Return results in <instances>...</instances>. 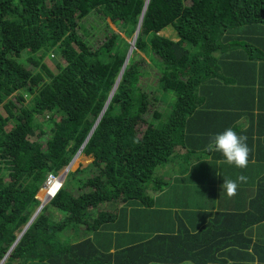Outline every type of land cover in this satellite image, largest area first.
<instances>
[{
  "label": "trees",
  "instance_id": "trees-1",
  "mask_svg": "<svg viewBox=\"0 0 264 264\" xmlns=\"http://www.w3.org/2000/svg\"><path fill=\"white\" fill-rule=\"evenodd\" d=\"M168 26L176 40L160 34ZM102 110L79 155L91 162L68 172L3 264L87 262L96 231L141 226L156 168H176L181 151L223 157L207 146L228 128L250 149L233 180L264 206V0H0V261ZM166 234H135L113 264L207 262L189 256V233Z\"/></svg>",
  "mask_w": 264,
  "mask_h": 264
},
{
  "label": "crops",
  "instance_id": "crops-1",
  "mask_svg": "<svg viewBox=\"0 0 264 264\" xmlns=\"http://www.w3.org/2000/svg\"><path fill=\"white\" fill-rule=\"evenodd\" d=\"M256 71L260 70L257 68ZM250 137L253 138L252 146H257L256 136L253 134ZM183 153H178L181 159L176 162V168L167 165L154 170L159 188L154 189L153 184L148 187L152 188L149 194L154 203L152 207H145L141 213V226H135L134 233L129 227L123 232L117 228L112 231H96L90 238L93 239L92 248H95L97 254L90 257V249H85L89 252H80L79 258L87 262L80 264H98L97 261L101 264L103 254L107 257L111 255L108 259L113 264L123 248L135 241V234L150 237V234L156 233H167V236L181 234L183 237L189 233L193 237L190 242L191 247H194L191 253L195 255L189 256L207 260L205 264H264V221L259 222L264 206L260 207L259 201L251 203L255 200L253 196L246 197L243 194L241 190L247 188L245 182L238 184L236 194L231 197L222 188L224 180H233L240 169L227 163L221 155L208 157L206 160L209 164H205L204 159L202 162L193 157L186 159L182 157ZM180 169L183 175H178ZM203 179L206 180L203 182ZM195 181L198 182L196 186L193 185ZM61 238L69 241L62 234ZM77 241L74 237L70 242ZM157 249L163 252L166 246L161 244ZM27 264H67V261L65 258L64 262ZM179 264L194 263L187 260Z\"/></svg>",
  "mask_w": 264,
  "mask_h": 264
},
{
  "label": "clouds",
  "instance_id": "clouds-1",
  "mask_svg": "<svg viewBox=\"0 0 264 264\" xmlns=\"http://www.w3.org/2000/svg\"><path fill=\"white\" fill-rule=\"evenodd\" d=\"M246 140L247 138L245 136L238 135L233 129L228 128L222 133H218L212 137L210 143L207 146V150H214L221 153L227 163L234 164L237 168H245L248 164L250 152ZM63 170L59 173V175L63 172ZM244 181H246V177L243 175L238 176L236 180H224L222 185L223 191L227 196L231 197L236 194L238 182Z\"/></svg>",
  "mask_w": 264,
  "mask_h": 264
},
{
  "label": "rangeland",
  "instance_id": "rangeland-1",
  "mask_svg": "<svg viewBox=\"0 0 264 264\" xmlns=\"http://www.w3.org/2000/svg\"><path fill=\"white\" fill-rule=\"evenodd\" d=\"M161 35H163V36H165V37H168V38H171V39H174V40H176V35H175V32L173 31V29L170 27V26H168V27H166L165 29H164V31H162L161 33H160ZM133 37H134V35H133ZM133 39V38H132ZM55 54H53V52H52V55L50 56V58H52L53 56H54ZM138 55L142 58V59H144L145 61H149L145 56H144V54H142V53H138ZM154 77H155V73L154 72H152V71H150V74H149V76H148V78L151 80V81H148V79L146 80V83L148 84V85H150L151 83H152V80L154 79ZM79 157V156H78ZM78 157H76L75 158V161L77 160V158ZM75 161L73 162V164L75 163ZM197 161H202V160H197ZM197 161H195V162H197ZM91 162V159H88V158H86V157H84V156H81V157H79L78 158V161L76 162V164H72V167H71V169L69 170L70 172H73V171H75L79 166H82V167H85V166H87L89 163ZM57 176H59V174L57 175ZM65 181V180H64ZM53 182V181H52ZM51 183V182H50ZM50 183H48V184H50ZM64 183V182H63ZM156 183V182H155ZM47 184V185H48ZM153 183H150V184H148V186H147V188L150 186V185H152ZM51 189L52 188H50V190H49V192H51ZM152 190V188H148V192L150 193V191ZM41 192V191H40ZM45 192V189H44V191H42L41 192V195H40V197L42 198V196H43V193ZM48 192V193H49ZM47 194V193H46ZM52 210V214H53V218H54V220L55 221H59L60 219H62L61 218V216L59 215V213L57 212V211H55V209H51ZM121 215H123L122 213H120ZM130 219H132V216H130ZM24 228V227H23ZM23 228H22V230H21V232L23 231ZM68 231L69 230H67V231H64V232H62V235L64 236V237H67L68 236ZM20 232V233H21ZM19 233V234H20ZM19 234H18V236H19ZM17 236V237H18ZM75 237H76V235H75ZM74 238V235L73 236H71V239H73ZM76 240V239H75Z\"/></svg>",
  "mask_w": 264,
  "mask_h": 264
},
{
  "label": "water",
  "instance_id": "water-1",
  "mask_svg": "<svg viewBox=\"0 0 264 264\" xmlns=\"http://www.w3.org/2000/svg\"><path fill=\"white\" fill-rule=\"evenodd\" d=\"M144 10H145V8H144ZM139 25H140V21H139ZM138 30H139V28L137 27L136 30H135V32H134V37H133V39H132V41H131V43H130L131 45H130L129 53H128L127 57H126V61H125V62H127L128 57H129V54H130L131 51L134 49V43H135V40H136V36H137ZM113 91H114V89H113ZM113 91H112V92H113ZM103 112H104V110H102V112H101L99 118L97 119L95 125L93 126L92 130L90 131L88 137L86 138L85 142L83 143V145L81 146V148L79 149V151H78V152L76 153V155L73 157V159H72L71 162L68 164V166L63 170V172L58 176L59 180H61V184H60L59 188L57 189V191H58V190L60 189V187L62 186V183L64 182L66 175L68 174L69 170H70L71 167H72L73 162L75 161V158L79 156V154H80L82 148L84 147V145L86 144V142H87L89 136H90L91 133L93 132V130H94L96 124L98 123V121H99L101 115L103 114ZM45 184H46V183H45ZM45 184H43V186H45ZM40 190H41V189H40ZM57 191H56V192H57ZM54 195H55V193L53 194V196H54ZM53 196H52V197H53ZM52 197H51V198H52ZM51 198H50V200H51ZM50 200H49V201H50ZM49 201H48V202H49ZM48 202H47V203H48ZM43 207H44V206H43V204H42V202H41L40 205H39V207H38L37 210L35 211L34 215L30 218V221L27 223L26 226H24L23 231H22V232L19 234V236L16 238V240L14 241V243H13L12 246L10 247L9 251H8V252L6 253V255L4 256V258L0 261V264H3V263H4L5 259L9 256L10 251L13 250V248L15 247V245L17 244V242L19 241V239L21 238V236L26 232V230H27V229L29 228V226L31 225L32 221H33V220L35 219V217L39 214V212L41 211V209H42Z\"/></svg>",
  "mask_w": 264,
  "mask_h": 264
},
{
  "label": "bare ground",
  "instance_id": "bare-ground-1",
  "mask_svg": "<svg viewBox=\"0 0 264 264\" xmlns=\"http://www.w3.org/2000/svg\"><path fill=\"white\" fill-rule=\"evenodd\" d=\"M148 1V0H147ZM58 178V177H57ZM53 182H51L50 184L47 185L50 186L52 189H51V192H49V189H47L46 187V190L42 196L43 198V201H42V204L44 205L45 202H48L50 200V198L53 196V194L57 191V189L59 188L60 184H61V180H52ZM49 192V193H48ZM47 193V194H45Z\"/></svg>",
  "mask_w": 264,
  "mask_h": 264
},
{
  "label": "built area",
  "instance_id": "built-area-1",
  "mask_svg": "<svg viewBox=\"0 0 264 264\" xmlns=\"http://www.w3.org/2000/svg\"><path fill=\"white\" fill-rule=\"evenodd\" d=\"M56 179L58 180L59 178H56ZM56 179L53 177V175H49L48 178H47V180H46V184L52 182V180H55L56 181Z\"/></svg>",
  "mask_w": 264,
  "mask_h": 264
},
{
  "label": "flooded vegetation",
  "instance_id": "flooded-vegetation-1",
  "mask_svg": "<svg viewBox=\"0 0 264 264\" xmlns=\"http://www.w3.org/2000/svg\"><path fill=\"white\" fill-rule=\"evenodd\" d=\"M42 189H43V188H42ZM42 189H41V190H42ZM41 190H39V193H40Z\"/></svg>",
  "mask_w": 264,
  "mask_h": 264
}]
</instances>
